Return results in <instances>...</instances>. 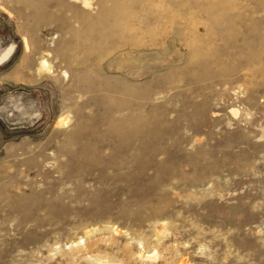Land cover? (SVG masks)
Wrapping results in <instances>:
<instances>
[{"label": "rangeland", "instance_id": "374dc122", "mask_svg": "<svg viewBox=\"0 0 264 264\" xmlns=\"http://www.w3.org/2000/svg\"><path fill=\"white\" fill-rule=\"evenodd\" d=\"M88 2L0 0V264H264V0Z\"/></svg>", "mask_w": 264, "mask_h": 264}, {"label": "bare ground", "instance_id": "6f19581e", "mask_svg": "<svg viewBox=\"0 0 264 264\" xmlns=\"http://www.w3.org/2000/svg\"><path fill=\"white\" fill-rule=\"evenodd\" d=\"M82 3H83V6H85V7H88V5H89V2H88V0H82ZM118 164V163H117ZM104 166V165H103ZM104 170V169H103ZM86 171V170H85ZM101 173V172H100ZM85 174V173H84ZM83 175V174H82ZM121 176V175H120ZM83 179V178H82ZM95 179V178H94ZM84 180V179H83ZM96 195V194H95ZM154 252H148V253H146V254H139L140 256H146V257H149V256H151L152 254H153ZM99 264H121V263H119V262H115V261H113V260H105V259H103V260H101V259H99ZM180 264H185V260H180Z\"/></svg>", "mask_w": 264, "mask_h": 264}]
</instances>
